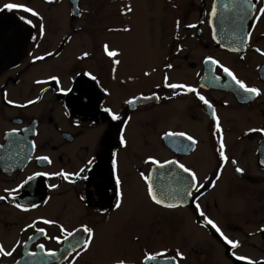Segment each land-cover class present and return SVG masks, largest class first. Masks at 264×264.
I'll return each instance as SVG.
<instances>
[{"label":"flooded vegetation","instance_id":"af4514ba","mask_svg":"<svg viewBox=\"0 0 264 264\" xmlns=\"http://www.w3.org/2000/svg\"><path fill=\"white\" fill-rule=\"evenodd\" d=\"M134 5L0 0V264H264V0Z\"/></svg>","mask_w":264,"mask_h":264},{"label":"snow or ice","instance_id":"6c2138e0","mask_svg":"<svg viewBox=\"0 0 264 264\" xmlns=\"http://www.w3.org/2000/svg\"><path fill=\"white\" fill-rule=\"evenodd\" d=\"M4 7L7 8V9H16V8H23L24 6H23V5H18V4H6ZM25 10L28 11V12H33L32 9H27V8H26ZM261 11L264 12V9H261ZM33 14L35 15L36 13L33 12ZM108 54L111 56V55H115L116 53H114V52H109ZM41 59H42V58H41ZM169 67H170V66H169ZM224 71H225L226 73H228L229 76H232V73L229 72V70H228L227 68H225ZM233 79L235 80V77H234V76H233ZM236 83L239 84L240 87H241L242 89H244V90H245L246 92H248V93H255V94H257V95L259 94L258 90L255 89V88H246L245 85H244L242 82L238 81V80L236 81ZM169 86L172 87V88L183 87V86H178V85H169ZM189 91H193V92H195L196 90L190 88ZM200 99H201L205 104H208V101H207L203 96H201ZM209 107H210V105H209ZM213 114H215V113L213 112ZM114 118H118V117H114ZM217 127H219V124H218V123H217ZM180 135H183V134H180ZM188 139H189V140H192L191 137H188ZM221 148H223V143H221ZM221 155H223V153H221ZM43 159H47V158H43ZM181 167L183 168V165H181ZM184 171L187 172V171H189V170L185 168ZM237 171H240V169H237ZM192 179L195 180V175H194V174H192ZM149 191H150V192L152 191L151 187L149 188ZM153 199H155V196H153ZM156 202H157V203H160L159 200H157ZM117 206H119V205H117ZM49 223H50V222H49ZM209 223H212V222L209 221ZM213 227H215V225H213ZM85 230L87 231V229H85ZM40 231H43V229H41ZM217 231L219 232V229H218V228H217ZM69 235H72V234L69 233ZM228 242H229L230 244L233 243V242H231V241H228ZM41 247H43V246H41ZM0 251H3V249L0 248ZM4 254H6V255H11L12 253H11V252H6V253H4ZM239 259H242V260H243V259H245V258H244V257H239ZM121 264H123V262H121Z\"/></svg>","mask_w":264,"mask_h":264},{"label":"rangeland","instance_id":"374dc122","mask_svg":"<svg viewBox=\"0 0 264 264\" xmlns=\"http://www.w3.org/2000/svg\"><path fill=\"white\" fill-rule=\"evenodd\" d=\"M147 0H136V5H134V7H136V6H138L140 9H141V7H143V9H144V11L146 10L145 9V2H146ZM90 7H91V5H89ZM95 5H93V7H94ZM56 11V10H55ZM44 13V17H45V22H47V15H48V13H45V12H43ZM89 22H90V20H89Z\"/></svg>","mask_w":264,"mask_h":264},{"label":"water","instance_id":"95a60500","mask_svg":"<svg viewBox=\"0 0 264 264\" xmlns=\"http://www.w3.org/2000/svg\"><path fill=\"white\" fill-rule=\"evenodd\" d=\"M72 2H73V6H72V8H73V12L75 11V9L77 8V1L78 0H71Z\"/></svg>","mask_w":264,"mask_h":264}]
</instances>
